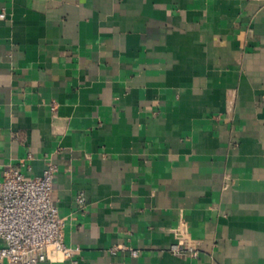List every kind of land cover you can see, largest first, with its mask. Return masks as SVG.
I'll use <instances>...</instances> for the list:
<instances>
[{"label": "crops", "instance_id": "1", "mask_svg": "<svg viewBox=\"0 0 264 264\" xmlns=\"http://www.w3.org/2000/svg\"><path fill=\"white\" fill-rule=\"evenodd\" d=\"M0 13V181L54 166L71 249L39 264H264V0Z\"/></svg>", "mask_w": 264, "mask_h": 264}, {"label": "built area", "instance_id": "2", "mask_svg": "<svg viewBox=\"0 0 264 264\" xmlns=\"http://www.w3.org/2000/svg\"><path fill=\"white\" fill-rule=\"evenodd\" d=\"M4 13H0V18ZM55 167L46 166L38 177H28L8 166L0 181V261L14 264H39L48 252L71 255L63 242L62 220L52 200ZM83 202V197H78ZM182 242L169 246L173 255L187 252ZM132 256L137 250L129 249ZM191 251V250H189ZM195 255L194 251L190 252Z\"/></svg>", "mask_w": 264, "mask_h": 264}]
</instances>
